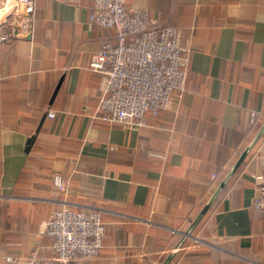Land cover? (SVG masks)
I'll use <instances>...</instances> for the list:
<instances>
[{"label":"crops","instance_id":"obj_1","mask_svg":"<svg viewBox=\"0 0 264 264\" xmlns=\"http://www.w3.org/2000/svg\"><path fill=\"white\" fill-rule=\"evenodd\" d=\"M128 6L179 28L189 77L140 128L97 115L89 62L114 30L91 21L93 0H37L31 34L0 12V264L52 255L63 206L106 224L100 255L72 264H264V0Z\"/></svg>","mask_w":264,"mask_h":264},{"label":"built area","instance_id":"obj_2","mask_svg":"<svg viewBox=\"0 0 264 264\" xmlns=\"http://www.w3.org/2000/svg\"><path fill=\"white\" fill-rule=\"evenodd\" d=\"M132 1L93 0L91 21L114 29L116 41L103 40L89 67L104 76L98 117L140 128L146 125L148 112L158 113L168 107L174 92L186 90L187 71L179 28L172 24L156 26L148 10L128 6ZM36 4L37 0H0V12L15 19L19 31L31 34ZM7 37L0 35V42ZM255 179L257 192L252 206L264 218V169ZM54 181L66 191L62 176L56 175ZM104 233L100 210L76 211L63 206L55 210L45 227V234L52 238V255L31 253L12 259L17 264H72L75 260L95 259L100 255ZM193 241L210 243L195 237Z\"/></svg>","mask_w":264,"mask_h":264},{"label":"trees","instance_id":"obj_3","mask_svg":"<svg viewBox=\"0 0 264 264\" xmlns=\"http://www.w3.org/2000/svg\"><path fill=\"white\" fill-rule=\"evenodd\" d=\"M167 24H169V23H162V24H160V23H157V24H155L156 26H164V25H167ZM173 25V24H172ZM114 30V29H113ZM111 40H113L112 42H115L116 41V31L114 30L113 31V37L112 38H110ZM188 74H187V83H188ZM162 110V109H161ZM160 110V111H161ZM159 111V112H160ZM158 112V113H159ZM157 114V113H156ZM152 115H154L152 112H148L147 114H146V116H147V118H148V116H152ZM107 122V121H106ZM101 220H102V222H103V224H104V226H105V228H106V224L104 223V221H103V219H102V214H101ZM104 235H105V233H104Z\"/></svg>","mask_w":264,"mask_h":264},{"label":"rangeland","instance_id":"obj_4","mask_svg":"<svg viewBox=\"0 0 264 264\" xmlns=\"http://www.w3.org/2000/svg\"><path fill=\"white\" fill-rule=\"evenodd\" d=\"M186 85H187V82H186ZM191 242H194L192 238H191ZM200 245H201V244H200Z\"/></svg>","mask_w":264,"mask_h":264}]
</instances>
